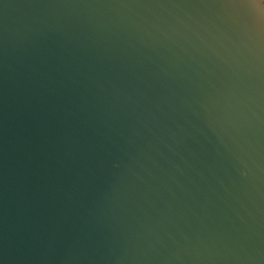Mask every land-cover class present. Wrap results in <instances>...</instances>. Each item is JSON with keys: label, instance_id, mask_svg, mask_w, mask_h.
I'll use <instances>...</instances> for the list:
<instances>
[{"label": "water", "instance_id": "obj_1", "mask_svg": "<svg viewBox=\"0 0 264 264\" xmlns=\"http://www.w3.org/2000/svg\"><path fill=\"white\" fill-rule=\"evenodd\" d=\"M0 264H264V1L0 0Z\"/></svg>", "mask_w": 264, "mask_h": 264}, {"label": "trees", "instance_id": "obj_2", "mask_svg": "<svg viewBox=\"0 0 264 264\" xmlns=\"http://www.w3.org/2000/svg\"><path fill=\"white\" fill-rule=\"evenodd\" d=\"M264 1V0H263Z\"/></svg>", "mask_w": 264, "mask_h": 264}]
</instances>
